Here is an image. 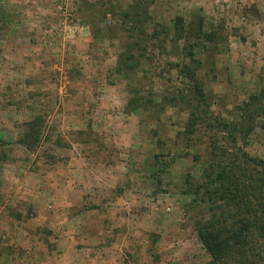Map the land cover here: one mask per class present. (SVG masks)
I'll list each match as a JSON object with an SVG mask.
<instances>
[{
	"label": "rangeland",
	"instance_id": "obj_1",
	"mask_svg": "<svg viewBox=\"0 0 264 264\" xmlns=\"http://www.w3.org/2000/svg\"><path fill=\"white\" fill-rule=\"evenodd\" d=\"M27 2H42V19L0 21V264H86L88 241L124 264L207 262L185 181L208 162L211 117L239 120L252 95L264 107V0H75L67 24L54 0ZM137 4L160 40L131 45L135 69L122 74L133 42L123 14ZM178 15L203 16L224 39L189 46L209 115L195 144L178 135L189 87L177 65L191 61L173 36ZM253 124L238 143L264 159V115Z\"/></svg>",
	"mask_w": 264,
	"mask_h": 264
},
{
	"label": "trees",
	"instance_id": "obj_2",
	"mask_svg": "<svg viewBox=\"0 0 264 264\" xmlns=\"http://www.w3.org/2000/svg\"><path fill=\"white\" fill-rule=\"evenodd\" d=\"M145 10L144 6L137 4L136 12L129 9L124 11L123 21L133 42L120 56L117 69L122 74H130L135 69L131 62L134 55L128 52L131 45H138L145 37L150 41L160 40L161 31L154 29L148 34L145 30ZM173 23V36L176 41L186 42L184 50L189 51L188 57L191 59L188 64L177 65L178 74L189 87L187 94L180 98L189 109V118L178 135L187 143H194L201 124L206 123L203 114L209 115L202 108L205 93L198 80L200 62L195 59L189 46L194 49L202 42L212 44L224 39L218 32L207 30L205 18L200 15H190L189 18L178 15ZM162 32L170 36L165 28ZM191 41H194L193 45ZM123 62L125 66L120 65ZM144 102L143 98L133 99L127 106V113ZM239 110L241 118L236 121L210 116L213 121L208 123V130H205L211 133L208 162L200 179L189 176L185 181L184 195L189 197L186 209L194 221L199 241L209 256V260L203 264H264V159L250 155L238 143L242 135L247 141L256 117L264 115V107L261 98L252 95ZM243 121L252 124L245 131ZM29 128L32 129L33 124ZM32 136V133H25L20 143L29 148ZM156 165H160L158 161Z\"/></svg>",
	"mask_w": 264,
	"mask_h": 264
},
{
	"label": "crops",
	"instance_id": "obj_3",
	"mask_svg": "<svg viewBox=\"0 0 264 264\" xmlns=\"http://www.w3.org/2000/svg\"><path fill=\"white\" fill-rule=\"evenodd\" d=\"M29 0H0L1 5H3V8L1 9L0 12V21L2 20H15V21H23L25 23H30V20H37V19H42V14H40V12L36 11V9H45L44 5L41 3H37L35 6H31L29 7L28 4ZM12 5H14L15 7H18V11L17 13L19 14L18 19L14 16L16 14V12H14V10H12ZM4 9V10H3ZM40 11V10H39ZM44 13V12H43ZM7 15L6 18L3 15ZM9 17V18H8ZM40 22L35 21V24H38ZM88 247L87 250L89 253H93L91 256L88 257V259L86 258L84 261H86V264H124V259H122V256H118L114 257L112 259H110L111 255H104V252L98 254V252L95 251L96 247L94 245V242L92 241H88ZM93 244V245H91ZM98 246H102V242L98 244ZM97 250V249H96ZM109 256V257H108ZM113 257V256H112ZM19 258V257H17ZM7 257H1V263L5 264L6 262L9 263V260L7 261ZM12 260V257L10 258ZM6 260V261H5ZM25 261V259L23 260ZM22 261V262H23ZM68 262H62V264H67Z\"/></svg>",
	"mask_w": 264,
	"mask_h": 264
},
{
	"label": "built area",
	"instance_id": "obj_4",
	"mask_svg": "<svg viewBox=\"0 0 264 264\" xmlns=\"http://www.w3.org/2000/svg\"><path fill=\"white\" fill-rule=\"evenodd\" d=\"M75 0H54L55 5L58 9V14L60 21L64 22L65 24L72 21L73 17V6ZM68 30L72 31L71 26Z\"/></svg>",
	"mask_w": 264,
	"mask_h": 264
}]
</instances>
